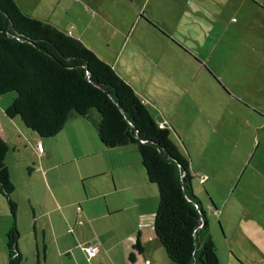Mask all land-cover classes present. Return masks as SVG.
Wrapping results in <instances>:
<instances>
[{"label":"rangeland","instance_id":"obj_1","mask_svg":"<svg viewBox=\"0 0 264 264\" xmlns=\"http://www.w3.org/2000/svg\"><path fill=\"white\" fill-rule=\"evenodd\" d=\"M18 1L26 12L100 46L111 54L109 58L114 59L119 48L118 68H128L123 69L136 77L142 65L168 70L154 74V87L164 82L167 88L164 95L156 90L153 96L165 107L171 138L190 160L193 190L206 212L217 255L224 264H264V0H192V6L201 4L197 14L186 8L189 0H105L103 14L98 15L87 0ZM15 95L0 96V114L8 123L13 119L4 110ZM161 95L170 103L161 102ZM93 115L98 117L96 110ZM36 139H27L20 152L8 157L24 252L32 251L34 210H54L50 213L56 220L69 207L74 214L83 208L75 193L85 196L84 181L76 175L74 164L54 170L52 177L44 167L29 168L36 148L40 149ZM139 157V171L147 180L140 153ZM148 185L157 191L156 211L158 187ZM58 187L63 192L59 199L54 195ZM72 200L74 206H68ZM151 205L142 206L145 223ZM81 215L78 223L90 226L91 219ZM48 218L45 214L39 223L49 225ZM13 219L0 193V264L7 263L5 234ZM74 227L73 222L65 224L70 233ZM142 230L140 240L150 260L137 264H161L158 250L168 264H174L156 237L153 222ZM94 234L91 230L87 237L94 239ZM90 244L99 248L98 255L101 246ZM132 244L130 252L138 256ZM50 245L49 263L60 264L56 243Z\"/></svg>","mask_w":264,"mask_h":264},{"label":"trees","instance_id":"obj_2","mask_svg":"<svg viewBox=\"0 0 264 264\" xmlns=\"http://www.w3.org/2000/svg\"><path fill=\"white\" fill-rule=\"evenodd\" d=\"M15 92L6 116H19L40 137L56 135L74 115L91 119L106 147L136 144L159 202L154 231L174 264H222L201 200L195 195L190 160L113 65L79 38L0 0V96ZM96 110L98 117L91 112ZM0 135V193L14 216L5 234L7 263L23 264L16 223L15 184ZM133 248L144 252L140 236ZM131 261L135 253L129 255Z\"/></svg>","mask_w":264,"mask_h":264},{"label":"crops","instance_id":"obj_3","mask_svg":"<svg viewBox=\"0 0 264 264\" xmlns=\"http://www.w3.org/2000/svg\"><path fill=\"white\" fill-rule=\"evenodd\" d=\"M16 1L25 10L23 5L18 0ZM186 3V8H189L194 14L201 12L200 3L194 2L193 6L192 0ZM87 4L90 9L95 11L96 15L99 13L103 14L102 8L105 7V0H87ZM34 16L50 22L39 16ZM54 25L57 26L56 24ZM57 27L77 37L76 34L66 28L62 26ZM84 43L102 59L111 63L118 74L131 84L156 120L162 123H166L169 120L164 110L165 107L157 102L158 100L153 96L156 90H159V94H165L163 92L167 86L164 82L162 85L158 83L155 87L152 82L155 73H168V70L164 66L142 65L136 69V72L140 73L136 77L134 73L131 74L127 70H124L128 68H124L123 66L118 68L121 53L119 48L116 50H119V52L115 54L113 59L109 58L112 57L111 54L100 46L97 47L88 42ZM136 54L137 52H134L131 55ZM161 102L169 104L170 99H165L162 96ZM193 104L196 107L197 100L194 99ZM91 115L94 117L93 111ZM10 119H13V121L8 123L6 118L0 114V135L9 145L6 162L11 174L10 161L8 162L9 155L20 152L23 149V143L27 139L37 138L36 143L40 142L41 148H36V158L31 160L32 164H29V168L40 171L44 167L47 173L51 175L54 170L65 164H74L76 175L84 181L85 185V196L82 193H75L74 195L75 199L82 202L83 206L75 214L69 207L59 216L60 218L57 215V219L55 220V216L52 217L50 213L54 212V210L43 212H36L34 210L32 215V251L27 250V252H24L22 244L19 241V249L24 257L23 264H29V262H32V264H50V241L56 243L55 251L62 258L60 264H137L138 261L148 263L150 259L146 255L144 246V252L142 254L139 253V255L137 254L138 256L135 255L133 261L128 257L130 255V245L136 241L138 234L143 231L142 229L145 228L147 230L149 222L154 221L155 210L153 207H155L154 203L157 201L156 189L148 185V183L152 184V182L147 177L146 180L139 171L140 157L136 145L128 144L118 147H106L100 141L93 121L81 115H74L69 118L56 135L48 138L40 137L37 133L28 130L20 118L13 117ZM97 155L99 157H96ZM80 160L84 161L77 163ZM87 180L91 181L86 183ZM69 185L67 183L66 186ZM60 190V187L56 188L54 195L57 196V199H59L58 195L63 193ZM29 201L31 203V199ZM74 202L72 200L68 203V206H74ZM149 202H152L150 206L151 210L149 209L150 217H148L147 223H145L143 217L144 207L142 208V206L146 203L149 204ZM45 214L49 215V225H44L42 222L39 223ZM80 215L91 219V225L89 226L85 223L79 224L77 219ZM59 221L62 224L58 227ZM67 222L75 224L74 230L71 233L65 228ZM91 230L96 235L94 239H92L93 237H87V233ZM90 241L99 244L101 249L98 255L89 259L86 257V253L81 246L87 245ZM131 252L133 251L131 250ZM156 253L161 264H168V261L159 250ZM222 264L224 263L222 262Z\"/></svg>","mask_w":264,"mask_h":264},{"label":"built area","instance_id":"obj_4","mask_svg":"<svg viewBox=\"0 0 264 264\" xmlns=\"http://www.w3.org/2000/svg\"><path fill=\"white\" fill-rule=\"evenodd\" d=\"M160 125L162 126L163 123L161 122ZM38 147L41 148V143L40 142L38 143ZM202 180H204V179H202ZM83 249H84V251H85V253H86V255L88 256L89 259L91 257H93L97 253V251L99 250V248L97 246L91 245V244L90 245H85L83 247Z\"/></svg>","mask_w":264,"mask_h":264}]
</instances>
